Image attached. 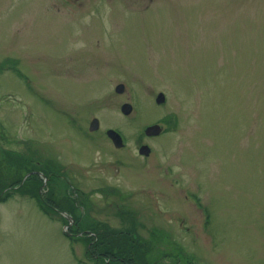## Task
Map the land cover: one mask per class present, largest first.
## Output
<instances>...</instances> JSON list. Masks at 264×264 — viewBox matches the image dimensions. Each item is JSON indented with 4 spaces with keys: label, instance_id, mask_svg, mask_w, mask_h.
Listing matches in <instances>:
<instances>
[{
    "label": "rangeland",
    "instance_id": "374dc122",
    "mask_svg": "<svg viewBox=\"0 0 264 264\" xmlns=\"http://www.w3.org/2000/svg\"><path fill=\"white\" fill-rule=\"evenodd\" d=\"M2 131L92 218L128 231L133 209L153 255L186 257L161 264H264V0H0ZM28 196L0 203V264H94Z\"/></svg>",
    "mask_w": 264,
    "mask_h": 264
},
{
    "label": "trees",
    "instance_id": "16d2710c",
    "mask_svg": "<svg viewBox=\"0 0 264 264\" xmlns=\"http://www.w3.org/2000/svg\"><path fill=\"white\" fill-rule=\"evenodd\" d=\"M1 136H5L4 131L1 132ZM34 165L37 166L31 156H20L10 149L0 150V201L19 192L29 194L38 202L45 214L58 216L64 222L68 221L67 218L61 215L57 209L71 212L76 218L77 224L73 225L70 230L83 233L72 238L81 240L87 245V257L92 259L94 264H161L159 261L161 256L180 254L178 249L176 252L163 251L153 255V252L158 248L155 250L153 244L152 246L148 245L149 240L135 234V226L131 225L128 231H124L123 227L112 229L95 218H91V220L88 213L81 211L77 205V201L84 202L85 194H81L78 198L66 194L62 183L58 181L56 171L51 173L48 163L37 166L50 177L47 191L40 192L43 178L36 172L21 183L24 175ZM56 190L59 192L56 193ZM104 191L110 192L107 189ZM131 215L129 216L132 219ZM181 258L182 261L186 259L184 255H181Z\"/></svg>",
    "mask_w": 264,
    "mask_h": 264
},
{
    "label": "water",
    "instance_id": "95a60500",
    "mask_svg": "<svg viewBox=\"0 0 264 264\" xmlns=\"http://www.w3.org/2000/svg\"><path fill=\"white\" fill-rule=\"evenodd\" d=\"M124 88L125 87L123 83L118 84L116 87L117 91H123ZM156 100L157 102L164 101L165 94L163 92H160ZM131 110H132V105L130 103L126 102L122 105V111L124 113H129ZM98 126H99V120L97 118H94L90 124V129H95ZM161 130H162V127L159 124H153V125H149L145 131L147 134L152 135V134H159ZM107 133L113 139V141L115 142L117 146L122 145V137L118 132H116L114 129H108ZM150 150L151 149L148 145H142L140 148V152L144 154H149Z\"/></svg>",
    "mask_w": 264,
    "mask_h": 264
},
{
    "label": "flooded vegetation",
    "instance_id": "af4514ba",
    "mask_svg": "<svg viewBox=\"0 0 264 264\" xmlns=\"http://www.w3.org/2000/svg\"><path fill=\"white\" fill-rule=\"evenodd\" d=\"M57 192V191H56Z\"/></svg>",
    "mask_w": 264,
    "mask_h": 264
}]
</instances>
